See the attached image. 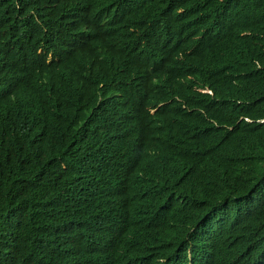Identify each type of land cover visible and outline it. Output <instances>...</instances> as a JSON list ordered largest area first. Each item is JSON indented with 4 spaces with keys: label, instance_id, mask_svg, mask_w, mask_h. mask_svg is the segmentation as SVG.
<instances>
[{
    "label": "trees",
    "instance_id": "trees-1",
    "mask_svg": "<svg viewBox=\"0 0 264 264\" xmlns=\"http://www.w3.org/2000/svg\"><path fill=\"white\" fill-rule=\"evenodd\" d=\"M0 264H264V0H0Z\"/></svg>",
    "mask_w": 264,
    "mask_h": 264
},
{
    "label": "clouds",
    "instance_id": "clouds-1",
    "mask_svg": "<svg viewBox=\"0 0 264 264\" xmlns=\"http://www.w3.org/2000/svg\"><path fill=\"white\" fill-rule=\"evenodd\" d=\"M3 78H5V76H3ZM6 83H4L5 85ZM200 92H205V93H210L208 90H200Z\"/></svg>",
    "mask_w": 264,
    "mask_h": 264
}]
</instances>
